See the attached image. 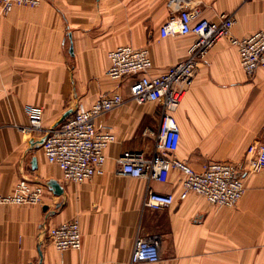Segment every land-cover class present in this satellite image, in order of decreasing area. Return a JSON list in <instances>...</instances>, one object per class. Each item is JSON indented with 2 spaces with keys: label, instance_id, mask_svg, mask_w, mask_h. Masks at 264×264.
I'll return each mask as SVG.
<instances>
[{
  "label": "crops",
  "instance_id": "obj_1",
  "mask_svg": "<svg viewBox=\"0 0 264 264\" xmlns=\"http://www.w3.org/2000/svg\"><path fill=\"white\" fill-rule=\"evenodd\" d=\"M169 0H41L35 7L0 13V194L19 180L43 186L36 205H0V264H131L138 237L157 236L160 260L139 264H264V169L241 170L243 196L233 208L217 207L190 194L158 210L143 208L147 190L177 194L181 175L165 182L120 173L126 151L149 155L154 146L145 129L156 132L160 106L137 105L130 78L107 77L108 53L124 45L147 48L160 76L183 60L192 34L162 37L171 18ZM198 18L234 17L232 34L264 31V0H185ZM118 91L123 104L95 120L115 141L105 150L104 174L81 184L63 178L42 150L41 132L28 126L27 106L43 109L42 126L59 124L78 104L90 108L102 95ZM66 117V118H68ZM180 140L174 157L200 172L209 162L244 165L248 149L264 142V70L247 76L237 49L227 39L214 44L174 112ZM54 180L62 188L55 194ZM77 220L80 250H57L45 232Z\"/></svg>",
  "mask_w": 264,
  "mask_h": 264
},
{
  "label": "built area",
  "instance_id": "obj_2",
  "mask_svg": "<svg viewBox=\"0 0 264 264\" xmlns=\"http://www.w3.org/2000/svg\"><path fill=\"white\" fill-rule=\"evenodd\" d=\"M41 0H0V13L7 15L15 7H35ZM171 18L160 28L162 37L192 34L195 40L187 56L167 68L164 74L152 76L154 63L147 48L119 46L108 53L107 77L114 83L130 78L129 95L137 105L156 102L160 106L156 132L145 129L143 135L152 137L153 150L149 155L126 151L118 158L121 174L132 178H146L165 182L171 170L181 175L177 194H162L147 190L143 208L158 210L184 201L190 194L203 197L217 207L233 208L243 196L244 183L241 170L259 173L264 169V142L248 149L250 159L244 164L209 162L200 172L187 162L174 157L180 133L174 118L184 94L195 78L207 51L221 39L229 40L239 55L240 65L251 77L256 70H264V31L238 38L233 36L234 17L220 14L218 21L198 18V12L185 5V0H169ZM124 102L118 91L102 95L90 108L78 104L72 116L63 122L44 128L41 124L43 109L27 106L28 126L22 131L41 132L42 150L49 164L57 166L65 180L81 184L104 174L105 150L115 141L109 130H99L95 120L114 111ZM264 131V126H263ZM43 186L19 180L12 191L0 194V205L27 206L42 202ZM46 238L59 251L80 250L82 233L77 220L64 222L45 232ZM160 260L157 236L138 237L131 253V264L156 263Z\"/></svg>",
  "mask_w": 264,
  "mask_h": 264
},
{
  "label": "water",
  "instance_id": "obj_3",
  "mask_svg": "<svg viewBox=\"0 0 264 264\" xmlns=\"http://www.w3.org/2000/svg\"><path fill=\"white\" fill-rule=\"evenodd\" d=\"M69 114H70V111L67 112V113L63 116L61 122H63V121L66 119V117L69 116ZM48 186L54 191L55 194H58V195L62 194V188H61L60 186H58V183H57L56 181H54V180H50V181L48 182Z\"/></svg>",
  "mask_w": 264,
  "mask_h": 264
}]
</instances>
